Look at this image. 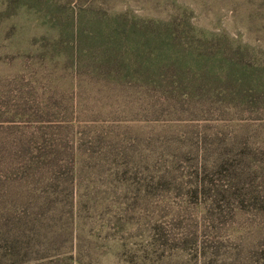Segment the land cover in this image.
<instances>
[{"label":"rangeland","instance_id":"374dc122","mask_svg":"<svg viewBox=\"0 0 264 264\" xmlns=\"http://www.w3.org/2000/svg\"><path fill=\"white\" fill-rule=\"evenodd\" d=\"M12 263L264 264V0H0Z\"/></svg>","mask_w":264,"mask_h":264},{"label":"trees","instance_id":"16d2710c","mask_svg":"<svg viewBox=\"0 0 264 264\" xmlns=\"http://www.w3.org/2000/svg\"><path fill=\"white\" fill-rule=\"evenodd\" d=\"M49 122H51V121H49ZM48 125H51V124H48ZM11 249L13 250V248L11 247ZM12 264H15V263H12Z\"/></svg>","mask_w":264,"mask_h":264}]
</instances>
